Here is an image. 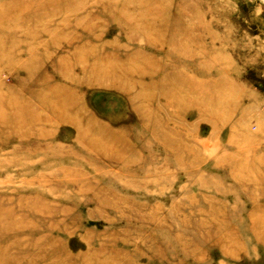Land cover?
Returning <instances> with one entry per match:
<instances>
[{
  "label": "rangeland",
  "instance_id": "1",
  "mask_svg": "<svg viewBox=\"0 0 264 264\" xmlns=\"http://www.w3.org/2000/svg\"><path fill=\"white\" fill-rule=\"evenodd\" d=\"M0 264H264V0H0Z\"/></svg>",
  "mask_w": 264,
  "mask_h": 264
}]
</instances>
